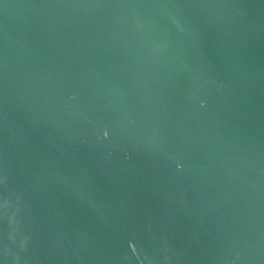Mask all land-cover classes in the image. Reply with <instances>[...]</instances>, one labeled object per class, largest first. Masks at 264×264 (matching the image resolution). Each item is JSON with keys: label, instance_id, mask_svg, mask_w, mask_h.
I'll return each instance as SVG.
<instances>
[{"label": "water", "instance_id": "1", "mask_svg": "<svg viewBox=\"0 0 264 264\" xmlns=\"http://www.w3.org/2000/svg\"><path fill=\"white\" fill-rule=\"evenodd\" d=\"M0 264H264V0H0Z\"/></svg>", "mask_w": 264, "mask_h": 264}]
</instances>
